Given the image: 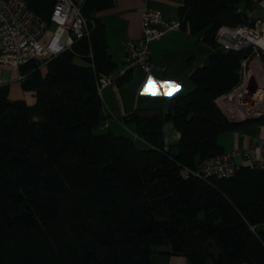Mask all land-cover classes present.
<instances>
[{
    "label": "trees",
    "instance_id": "1",
    "mask_svg": "<svg viewBox=\"0 0 264 264\" xmlns=\"http://www.w3.org/2000/svg\"><path fill=\"white\" fill-rule=\"evenodd\" d=\"M30 2L45 16L54 4ZM253 2L183 0L180 28L202 33L214 50L190 76L194 89L173 95L166 109L136 108L126 117L147 148L97 132L98 74L117 66L99 21L90 39L73 44L87 64L66 51L46 60L44 74L40 58L21 64L20 86L34 104L10 98L0 84V264H150L155 247L191 264H211L210 251L223 264H264V168L242 165L226 178L178 172L224 152L225 130L264 124V114L233 122L216 102L241 84L242 62L255 54L251 43L219 48L216 33L222 24L252 25ZM113 3L86 0L83 11L91 17ZM166 121L181 135L176 157L164 147Z\"/></svg>",
    "mask_w": 264,
    "mask_h": 264
},
{
    "label": "crops",
    "instance_id": "2",
    "mask_svg": "<svg viewBox=\"0 0 264 264\" xmlns=\"http://www.w3.org/2000/svg\"><path fill=\"white\" fill-rule=\"evenodd\" d=\"M182 3L183 0H115V3L107 8H94L91 11V18L104 25L106 49L111 60L117 66H121L127 46L142 36L143 9L159 10L166 19L170 17L179 19V8ZM202 38V33L193 34L189 29L175 28L163 34L158 40L151 41L150 47L155 65L150 71L145 72L141 67H135L127 74V78L105 86L99 92L103 100L104 117L97 132L110 131L119 136L132 138L139 147H149L145 140L136 133L135 122L126 117L136 108L166 109L173 95L185 94L195 88L190 76L198 67L209 62L210 53L214 50V47L205 43ZM81 60L84 64L88 63L85 59ZM45 69L46 65H43L42 74L45 73ZM18 70L10 64H0V84L9 85L10 98L29 100L30 104H34L33 94L21 89V81L17 78ZM242 73L241 84L216 100L224 114L237 123L260 117L257 112H251L250 107L243 102L249 77L253 75L257 81L259 85L257 91L261 87L264 88L263 77L257 75L254 70L248 75L243 71ZM261 94V90L258 94L255 92L258 106L264 99H259ZM175 127L174 123L164 122L162 127L164 147H174L180 140V132ZM263 136L264 124L250 123L238 129L225 130L219 134L218 142L223 146L224 152L228 150L238 152L234 158L239 162L242 159V153L250 148L252 139ZM154 250L150 256V264H191L182 254L166 253L160 247H155ZM243 264L249 263L244 262Z\"/></svg>",
    "mask_w": 264,
    "mask_h": 264
},
{
    "label": "built area",
    "instance_id": "3",
    "mask_svg": "<svg viewBox=\"0 0 264 264\" xmlns=\"http://www.w3.org/2000/svg\"><path fill=\"white\" fill-rule=\"evenodd\" d=\"M52 1L54 4L50 8L49 16H45L29 7L30 0H0V64H10L19 69L21 64L40 58L45 65L49 57L64 51L73 52L75 57L82 59V54L74 49L73 44L83 38L90 39V33L95 26L94 20L83 11L86 0ZM143 10L142 36L127 46L121 66L98 74L96 85L100 92L105 86L120 81L135 67H141L145 72L150 71L155 65L151 41L158 40L172 29H180L181 21L178 18L166 19L159 10L152 8ZM47 29L50 34L43 41ZM247 35L257 38L264 35V29L256 30L251 24H238L234 27L222 24L216 33L215 41L221 49L235 50L246 45L248 41L264 48L254 39L245 40ZM92 55L90 51L88 56L92 58ZM245 62H242L243 66ZM17 78L21 81L23 74L19 73ZM250 145V148L242 153L239 162L234 158L238 152L228 150L205 157L193 166L181 164L178 172L184 179L191 176L226 178L235 175L242 165L263 169L264 136L254 137Z\"/></svg>",
    "mask_w": 264,
    "mask_h": 264
},
{
    "label": "rangeland",
    "instance_id": "4",
    "mask_svg": "<svg viewBox=\"0 0 264 264\" xmlns=\"http://www.w3.org/2000/svg\"><path fill=\"white\" fill-rule=\"evenodd\" d=\"M251 6H252L251 10L247 11V14L252 18V23H253L252 25L254 29L259 30L260 28H262V26L264 27V0H254ZM49 34H50L49 30L47 29L43 37V41H45V39L49 36ZM248 43L253 44L252 42L248 41L246 45ZM253 46H254L253 51L255 52V54L248 61V64H245L243 66L244 67L243 72H245V74L248 75L252 70H254V72H256L257 75L263 77V81H264V63L262 57L260 56L261 53L264 54V48L262 49L261 47L255 46V44H253ZM74 60L81 65L84 64V61L79 59L78 57H75ZM27 101L28 103H30L29 100ZM259 106L261 111V114L259 116H261L262 114H264V99L261 103H259Z\"/></svg>",
    "mask_w": 264,
    "mask_h": 264
},
{
    "label": "water",
    "instance_id": "5",
    "mask_svg": "<svg viewBox=\"0 0 264 264\" xmlns=\"http://www.w3.org/2000/svg\"><path fill=\"white\" fill-rule=\"evenodd\" d=\"M241 71L242 70H239V72H241ZM258 87H259V85H258L257 81H255L254 76L251 75L248 79V85L246 87V92L244 93L245 94V100H243V102L250 107L251 112H254V113L257 112V114L260 115L261 111H260V108L258 106L257 97L255 96V92H257ZM172 148L173 149H172L171 154L175 157L178 156L179 152H181V148H179L178 145H175ZM207 254L210 256V258L212 260L211 264H223L220 252H218L217 255H214L212 253V251L208 252Z\"/></svg>",
    "mask_w": 264,
    "mask_h": 264
},
{
    "label": "bare ground",
    "instance_id": "6",
    "mask_svg": "<svg viewBox=\"0 0 264 264\" xmlns=\"http://www.w3.org/2000/svg\"><path fill=\"white\" fill-rule=\"evenodd\" d=\"M247 39H254L257 43L261 44L262 46H264V35H260L259 37L255 38L254 35H247L245 37V40ZM261 90L262 94L260 95L259 99L262 100V98H264V88H259V90L257 91V94L258 92Z\"/></svg>",
    "mask_w": 264,
    "mask_h": 264
},
{
    "label": "snow or ice",
    "instance_id": "7",
    "mask_svg": "<svg viewBox=\"0 0 264 264\" xmlns=\"http://www.w3.org/2000/svg\"><path fill=\"white\" fill-rule=\"evenodd\" d=\"M165 87H167V85H165Z\"/></svg>",
    "mask_w": 264,
    "mask_h": 264
}]
</instances>
